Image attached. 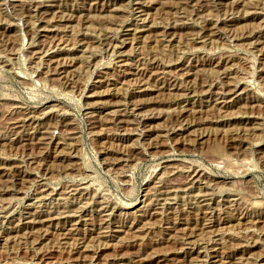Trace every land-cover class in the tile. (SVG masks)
<instances>
[{
	"label": "rangeland",
	"instance_id": "1",
	"mask_svg": "<svg viewBox=\"0 0 264 264\" xmlns=\"http://www.w3.org/2000/svg\"><path fill=\"white\" fill-rule=\"evenodd\" d=\"M96 263L264 264V0H0V264Z\"/></svg>",
	"mask_w": 264,
	"mask_h": 264
},
{
	"label": "bare ground",
	"instance_id": "2",
	"mask_svg": "<svg viewBox=\"0 0 264 264\" xmlns=\"http://www.w3.org/2000/svg\"><path fill=\"white\" fill-rule=\"evenodd\" d=\"M131 1H133V0H131ZM186 2H190V1H194V0H185ZM31 2V1H30ZM125 2V1H124ZM28 4H30V3H28ZM35 5H36V3H34ZM215 5V4H214ZM29 6V5H28ZM30 6H32V5H30ZM29 6V7H30ZM32 9H34V8H31V10ZM38 9V8H37ZM142 28V27H141ZM165 36V35H164ZM154 41V40H153ZM104 47V46H103ZM65 61V60H64ZM42 62V61H41ZM48 64V63H47ZM160 71V70H159ZM154 79V78H153ZM144 88V87H143ZM178 103V102H177ZM181 118V117H180ZM66 128V127H65ZM174 128V127H173ZM49 138V137H48ZM42 140L41 141H43V139L45 140V139H47V138H41ZM47 140H45L44 142H46ZM29 142V141H28ZM160 183V182H159ZM48 190V189H47ZM39 192V191H38ZM208 197V196H207ZM105 213V212H104ZM206 225V224H205ZM203 226V225H202ZM26 230V229H25ZM37 233V232H36ZM53 236V235H52ZM190 240V239H189ZM185 241V240H184ZM247 257V256H246ZM261 259V258H260ZM260 259H259V261H260ZM108 261V260H107ZM256 261V260H255ZM97 264V263H96ZM196 264V263H195Z\"/></svg>",
	"mask_w": 264,
	"mask_h": 264
}]
</instances>
